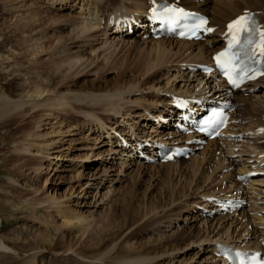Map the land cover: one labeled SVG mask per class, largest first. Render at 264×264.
<instances>
[{"label": "rangeland", "instance_id": "rangeland-1", "mask_svg": "<svg viewBox=\"0 0 264 264\" xmlns=\"http://www.w3.org/2000/svg\"><path fill=\"white\" fill-rule=\"evenodd\" d=\"M105 2L101 10L107 15L112 7L108 0ZM117 2L128 6L126 1ZM4 3L6 0H0V97L8 98L10 106L18 108L9 119L0 122V264H28L31 258L32 264H101L102 260L108 264L116 257L140 252L139 241L153 242L155 246L156 240L164 245L147 255L151 258L158 252L149 264H220L219 257L211 252L214 244L209 243L211 240L219 237L237 245L257 243L262 235L259 233L264 230V222L259 220L264 219L263 163L242 185L245 187L242 192L249 199L246 207L226 216L207 217L200 210L205 206L206 195L232 192L233 176L239 168L236 165L250 163V158L256 155L254 147L262 145L263 149L261 146L256 149L264 150V138L243 130L245 137L224 161L226 144L220 141L211 146L208 161L200 167L196 164V171L191 158L204 148L194 149L189 159L176 165L160 167L130 161L120 153L118 145H110L111 131L116 128L128 137L130 124L143 140H153L157 134V138L161 137L166 131L153 133L151 123L144 119L167 112L169 92H205L207 85H213L210 80L199 87L200 80L196 78L200 77L191 79L188 77L191 72L179 64L188 59L191 49L185 51L186 55L183 47L177 54L163 53L160 62L152 41L139 36L110 34L104 27L79 36L81 4L50 8L44 0H12L4 10ZM31 8L38 10V17L29 16ZM64 16L70 17L68 22L60 21ZM65 59L70 61L63 63ZM157 61L154 68L147 70L149 64ZM125 65L148 72L143 77L140 71L134 75L122 73ZM132 77L135 80L137 77V82L133 83ZM148 77H152L153 83ZM117 80L119 84L126 83L120 90L126 93L118 97L121 104L118 115L87 104L88 101L78 102L74 97L67 102L63 100L64 106L58 105L62 100L57 103V95L77 96L97 86L111 93ZM138 83L142 84L139 91L135 87L128 89ZM36 85L43 92L39 97L31 93ZM262 88L249 94L253 96L249 101L254 116L264 112ZM96 120L103 123L102 130ZM240 124L244 129L253 125L249 119ZM217 159L223 161V167L216 170ZM228 161L233 162L231 166ZM129 192L135 202L142 198L144 202L161 200L154 216L150 214L140 222L151 216L166 215V218L142 228L136 232L138 235H130L124 243H121L124 236H120L110 246H114L111 251L114 255L102 258L85 253L83 244L99 233L110 214L119 212L122 198ZM205 210L213 209L207 206ZM76 224L83 229L75 230ZM179 233L177 239L192 238L178 248L172 240ZM193 236L209 241L194 243ZM1 244L10 252L2 249ZM152 246H146L145 252Z\"/></svg>", "mask_w": 264, "mask_h": 264}, {"label": "bare ground", "instance_id": "bare-ground-1", "mask_svg": "<svg viewBox=\"0 0 264 264\" xmlns=\"http://www.w3.org/2000/svg\"><path fill=\"white\" fill-rule=\"evenodd\" d=\"M11 1L12 0H6V3L3 4V9L4 10H5V8H8L7 4L10 3ZM44 1L48 4V6L50 8L51 7L52 8H57V7L62 8L63 6H67V5L69 7H73L74 5L81 4L80 8H82L83 10L81 9L82 12L80 13L81 14L80 15L81 24L82 25H81V27H79V31H78L79 36L82 35V34H87L88 35V33H94L95 30L100 29V28L103 29V27H104V29L107 28L108 31H110L113 34V31H116V29H115V26L113 27L112 25H115L116 23L119 24L120 29L129 30V28H133L134 25H131V26L126 25V27H124L123 24L130 23L131 21H129L127 19H124L123 16H130L131 14L132 15H138V16L145 15L146 14V8L149 7L148 0H121L122 2L126 1L128 3V6L123 5V3H121V2L118 3L119 1L117 2V0H108V2L110 3V5L112 7V11L107 13V17H105L104 11L101 10V4L103 3V1H104V3H106L105 0H44ZM157 1H161V0H157ZM180 1L182 2V4H180V6H183L186 9L207 14L209 16V18H210V25L215 27L216 29H215L214 35L208 37L203 42L193 43V42L178 41V40H172V39H160V40H157V41H152V44L154 46L153 48H154L155 52L157 51V53H158L157 55H159L158 61H160V62H161V59H162L161 57H162L163 53L164 54L167 53V55H168L171 52H175V54H177L178 52H180V48L183 47V48H185L183 50V53H185V55H186L185 51L188 52V50H190V49H191V51H189V54H188L189 57H187L188 59H186V61H184L182 63H179V64H184L185 67H186L187 64L191 65L193 63L208 64L209 61H210V54L214 50H216V49H218L220 47V45H219L220 40H221L220 39V35L223 33V31L225 29V22L228 21L229 19H232L233 17L237 16L238 14H241L245 10H249L251 12H254L257 15L259 23L262 25V27H264V9H263L264 0H180ZM110 15L112 17H110ZM29 16H31L33 18L38 17V10H36L34 8H31ZM68 17L64 16L63 18L66 19V20L61 18L60 21L61 22H68L69 19H70V17L69 18ZM109 17L112 18L115 21V22H113L112 25H110V24L107 25V21H108ZM58 20L59 19L57 18V21ZM36 21H38V20H36ZM102 21H103V24H102ZM120 21H121V24H120ZM135 36L136 35H134V37ZM208 45H211V46H208ZM194 46H196V47H194ZM175 48H177L176 51H174ZM191 52L194 53L192 56H191ZM70 60H71V58H70ZM70 60L69 59H65L66 62H63V63H67ZM158 61L155 64H153V65H150V64L148 66L146 65L147 66V70H150V69L154 68L158 64ZM147 70L145 72H143L140 69V67H135L134 66L133 68H131V67L125 65L124 70H123L122 73H124V71H127V72H129V73L134 75L135 73L140 71V75L143 77L145 74H147V72H148ZM192 76L200 77L198 79L196 78V81L200 80V82H198L199 83V87L201 85L202 86L205 85V84L207 85L209 83V81H210L208 79V76H204L200 72H198L196 74L191 73L188 77H191V79H192L193 78ZM137 77H136V80H137ZM151 78L152 77H148V79L153 83ZM131 79H132L133 83H134V81H136L134 79V77H132ZM201 80L203 82H201ZM145 83H146V81L144 83H142V84H145ZM118 84L119 83H118V80H117L111 86V88L113 87V90H112L111 93L103 92L105 89L103 90V89H101L100 86H97V88H91L92 91L86 90V91H84L85 93L80 92V93H78L77 96H75V94H73L71 97L70 96L69 97H65V96L60 94V95L56 96L59 99L57 101V103L60 100H62L61 102L58 103V105L64 106L65 103L63 102V100H65L67 102V101L71 100L74 97L73 99H75L78 102L88 101L87 104L98 105V106L101 107L102 110H105L107 112H111L113 114H117L118 115V113L121 112V111L120 112L118 111L119 108H120L119 106L121 105L119 103L120 101H119L118 97H120V95L122 93H126V92H121L120 91V90L123 89V87L126 86V83L123 82L122 84H119L120 87H119ZM141 85H139V83L138 84H131L130 85L131 87H129L128 89H131V88L135 87V91L136 90L139 91V87ZM207 86L210 87L209 85H207ZM263 86H264V78L260 79L256 83L252 84V86L249 87V88L242 89L240 91L231 92V93H229L227 91H223L222 93H220L225 100L230 102L232 105L237 106V109H235L234 114L232 115L233 118L236 119V120H239V122H243L244 120L249 119L250 120V124H253V125H250L251 128L249 127V129H251V130H253V128H255V127L264 126V112H259L258 113V111H257L258 115H256V114H255L256 116L252 115V112H251L252 108H251V103H250L251 101H249V100L251 99V97L253 98V96L248 95L247 98H245L243 96H244L245 93H249V91L251 89L256 88V87L262 88ZM196 87L194 89H196ZM217 87H219V89H220L221 85L218 83ZM212 88L213 87L211 86L210 89H212ZM94 90H96L98 92H94ZM99 90H101L102 92L99 91ZM171 91L172 92H169V93L174 94V95H183V96H185V95L187 96L188 95L187 92L186 93L185 92L178 93L175 90H171ZM31 93L33 95L39 97V96H41V94L43 92L36 85V86H32V92ZM171 99L172 98H169V100H168L169 103L168 104H170ZM7 100H8V98L4 99V98L0 97V122L5 120V119H7V118L9 119L11 117V115H13L12 113L18 108L17 105L10 106V103H8ZM32 106H36V104H32ZM168 106L170 107V105H168ZM159 113H161V112H159ZM158 115L159 114H157V116H155V117L159 118ZM89 116H92V115H89ZM148 116L145 117L144 121L148 120L147 122L151 123L150 124L151 131H153V130H155V128L152 125H154L155 121L149 119ZM14 122H16V121H13V123ZM96 124L98 125V129L99 130L103 129V123L100 120H96ZM158 124H159L158 126H160V122ZM129 126L131 127V128H128L129 131H130L129 136L132 137L134 135V133H135V131L133 129L134 127H133V124H130ZM238 128L239 129L236 132H230V133H233V134H236V135L237 134H242V136L244 137L243 130H245V131L249 130V129H244L241 124L238 125ZM120 132L118 134L122 133V132L121 133ZM252 134L254 136H264V132H262V133L253 132ZM262 138H264V137H262ZM109 139L112 141V139H114V137L112 138L109 135ZM186 139H188V138H186ZM174 141H176V140H174ZM217 143H218V140L207 142L205 144V146L202 147V149L203 148L204 149L199 154L200 156L199 155H195V156H193L191 158V162H194L192 164V166L196 168V164H197V167H198V165L200 167L201 164L204 161H206V159L208 161L209 160L208 159L209 158L208 155H209L210 148H211V146H214ZM233 146H235V142L228 143L226 145V149H225V151L223 153V156H224L223 157V161H224L226 155L233 154L232 150H231V148ZM259 146H261L260 149L263 148L262 145H258L256 147H259ZM256 147H254V149H255V151L258 150V154L259 153L260 154L264 153L263 151H260V149H256ZM195 148H197V146L193 145L192 149H195ZM153 150L154 149H151V151H153ZM145 151H147V149H145ZM127 152H129V151H127ZM147 158H152V157H151V155H148ZM197 158L201 159V160L198 162ZM223 161L221 163L220 160L217 159V161L215 162V165H216L215 169L216 170L218 168H220V167H223ZM177 162H179V161L167 162V163H164L163 165L162 164H158V166L167 167V166H170L172 164L176 165V164H178ZM252 162H254V163L251 164ZM262 162H264V158L255 156V158H253V159L250 158V163H248V164H251V165H249V167H248V164L246 162L241 163V165H236L237 167H239V168H237V172H238V174L241 175L244 172L247 173L249 171H252V172L257 171V170H259L258 167L260 166V164ZM231 164L232 163H229V161H228V166H231ZM197 169L198 168H196L194 170L196 171ZM234 178H235V175L233 176V179ZM240 185H241L240 183L234 181V184H233L234 187H239ZM160 204H162L161 200H156V201L148 200L147 202H144L143 198L141 199V201L135 202L133 193L131 194L129 192V194H127V196L122 198V203H121V207H120L119 212H116V213L114 212V213L110 214L111 216L108 217L106 224L104 225V227L102 229H100L99 233H96L95 235H92L90 237V240H88V243H84L83 244V248H86V249L84 251V249L81 247V249H83L81 252L84 251L85 253L91 254L94 257H98V256L102 257V258L106 257L105 255H107V254L109 255L111 253L113 247H114L113 246V247L110 248V246L118 238H120V236H122V235L124 236L123 240L121 241V243L122 242L124 243V240L127 237H129L130 235H133L134 233L140 231L142 228L144 230L146 227L154 225L155 223H158V222L161 223L162 219L166 218L165 217L166 215L165 216H160L158 218L152 217V216H154V214H153L154 211L159 209ZM150 214H153L150 219L148 218L146 220H143V222H140V221H142L143 218L147 217ZM200 214H201V211H200ZM222 218H224V217H222ZM253 218H255V217H253ZM255 219L257 220L259 218H255ZM224 220H225V218L223 219V221ZM259 220L261 221V223L264 222L263 218H260ZM260 221H258V222H260ZM66 224L69 225L68 222H66ZM136 224H139V225L136 228H132ZM168 224H169V222H168ZM74 227H76L75 230H77V231H80V230L83 229L80 225H77V224L74 225ZM84 230H86V229H84ZM252 233H256V231H253ZM136 234L138 235V233H136ZM259 234H262L260 237H264V230H262ZM182 235H184V234H182ZM180 236H181V233H179L178 236L174 237V239L172 240L174 242V244H173L174 247L177 246L179 248L180 245H182L183 243H185V241H187V238H190V240L192 238V236L191 237L187 236L184 239L183 238L177 239ZM200 237L199 236L198 237H194L193 238L194 239V243H201L203 241H209L207 239L206 240H202ZM217 238H219V237H217ZM217 238H215V240H211V242H209V243H214L215 244L216 240H218V241L220 240V239H217ZM190 240H188L187 242H189ZM220 241H223V240H220ZM45 242H47L46 239H45ZM155 242H156V245L154 244L155 246H152L153 242H144V243H142V242L139 241V243L137 245L140 247L142 252L140 251L137 254H133L132 253L131 255L127 254L125 257L124 256H119V257H116V258L114 257L115 259L114 258H113L114 260L111 259L108 262V264H134V263L136 264V263H144V262H147L149 264V262L153 260V257L156 256L158 254V252L153 253L151 258H149V256H147V255L152 253V252H154L156 249L161 248L164 245V243L161 244L160 240H156ZM173 242H171V243H173ZM223 242H226L227 244H234V242L232 243V242H229L227 240H224ZM1 245H3L2 249L5 248L6 251L10 252V249L9 248L7 249V246H4V244H1ZM168 245H169V243H168ZM211 245H210V247H211ZM146 246H152V247H149L151 249L148 252H145V249L147 248ZM70 247L71 246L68 247L69 250H71ZM53 248L54 247L52 245V249ZM143 248H144V250H142ZM244 248H245V250H250L251 248L252 249H256V248L258 249V244L246 243V246H244ZM211 249H212L211 252H215V250H216L215 245H213ZM111 254H113V253H111ZM108 255H107V257H108ZM102 258L101 259L98 258V260H102ZM27 262H28V264H32L33 258L29 259ZM154 262H156V261H154ZM219 262L222 263L221 260H219ZM104 263H106V262H104V260H102L101 264H104ZM75 264H88V263H86V262L85 263L76 262Z\"/></svg>", "mask_w": 264, "mask_h": 264}, {"label": "snow or ice", "instance_id": "snow-or-ice-1", "mask_svg": "<svg viewBox=\"0 0 264 264\" xmlns=\"http://www.w3.org/2000/svg\"><path fill=\"white\" fill-rule=\"evenodd\" d=\"M245 17H241L240 19H238L237 21L234 22V24L236 25H241L243 27V25L241 24L242 21H245ZM233 27V25H229V28L231 29ZM262 53H264V49H262ZM223 55V54H221ZM218 62H219V58H217ZM229 83L233 84L234 86L236 85V81L233 80L231 77H229Z\"/></svg>", "mask_w": 264, "mask_h": 264}]
</instances>
